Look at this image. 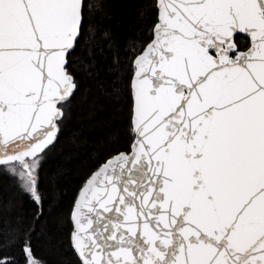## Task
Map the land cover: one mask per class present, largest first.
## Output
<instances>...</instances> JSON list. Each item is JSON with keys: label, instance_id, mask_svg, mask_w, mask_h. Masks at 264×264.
Instances as JSON below:
<instances>
[{"label": "snow or ice", "instance_id": "obj_1", "mask_svg": "<svg viewBox=\"0 0 264 264\" xmlns=\"http://www.w3.org/2000/svg\"><path fill=\"white\" fill-rule=\"evenodd\" d=\"M142 14L144 42L101 68L109 0H0V174L35 204L0 264H46L31 238L53 213L78 264H264V0ZM93 91L119 127L58 213L44 164Z\"/></svg>", "mask_w": 264, "mask_h": 264}, {"label": "trees", "instance_id": "obj_2", "mask_svg": "<svg viewBox=\"0 0 264 264\" xmlns=\"http://www.w3.org/2000/svg\"><path fill=\"white\" fill-rule=\"evenodd\" d=\"M144 3L145 0H109L110 15L100 22L97 40L101 68L111 65L116 58L126 62L129 51L147 38L150 21L147 14H142ZM110 115L109 102L97 98L95 91L73 101L68 120L44 164L45 191L49 200L58 202V213L67 211L83 178L113 146L112 133L119 125L110 126ZM34 210L32 200L16 188L9 176L0 174V256L20 259V245L13 237L18 226L31 223ZM56 214L46 218V223L36 225L31 239L37 258L46 264H78L68 243L69 226L58 225L54 220Z\"/></svg>", "mask_w": 264, "mask_h": 264}, {"label": "water", "instance_id": "obj_3", "mask_svg": "<svg viewBox=\"0 0 264 264\" xmlns=\"http://www.w3.org/2000/svg\"><path fill=\"white\" fill-rule=\"evenodd\" d=\"M55 143V142H54Z\"/></svg>", "mask_w": 264, "mask_h": 264}]
</instances>
